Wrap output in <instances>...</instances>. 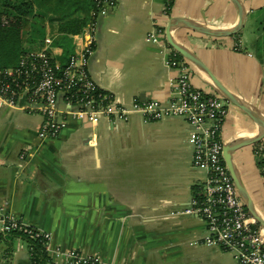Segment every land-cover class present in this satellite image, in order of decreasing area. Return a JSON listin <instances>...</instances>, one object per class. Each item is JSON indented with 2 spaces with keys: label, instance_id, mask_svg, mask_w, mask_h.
<instances>
[{
  "label": "crops",
  "instance_id": "1",
  "mask_svg": "<svg viewBox=\"0 0 264 264\" xmlns=\"http://www.w3.org/2000/svg\"><path fill=\"white\" fill-rule=\"evenodd\" d=\"M240 1L247 20L239 40L235 34L216 37L184 26L173 31L253 113L216 93L228 107L224 145L256 135L264 119V63L252 46L261 32L264 0ZM167 2L118 0L100 19L89 70L119 104L158 100L166 106L176 98L179 70L167 65L165 35L171 17L214 29L239 21L232 0H174L169 10ZM154 29L157 40H148ZM53 47L59 59L62 50ZM190 67L192 84L214 91L208 76ZM59 106L65 107L63 94ZM44 122L41 113L0 100V207L51 234V261L63 263L65 252L76 249L106 264H238L230 252L204 242L207 226L201 217L183 213L207 178L205 169L193 165V127L184 117L151 122L136 112L127 121L70 117L57 136L41 137ZM257 145L239 146L232 159L253 213L264 220V168L258 165ZM247 210L264 236V225ZM0 264H32L28 242L9 243L0 232Z\"/></svg>",
  "mask_w": 264,
  "mask_h": 264
},
{
  "label": "built area",
  "instance_id": "2",
  "mask_svg": "<svg viewBox=\"0 0 264 264\" xmlns=\"http://www.w3.org/2000/svg\"><path fill=\"white\" fill-rule=\"evenodd\" d=\"M94 3L88 24L72 36L77 48L66 62L56 57L54 38L47 36L43 48L23 54L15 67L0 68V100L27 112L41 113L45 118L39 133L41 137L57 136L70 117L95 121L103 115L127 121L135 112L146 122L166 116L184 117L193 127L189 135L193 165L205 169L207 178L183 213L205 221L206 244L230 252L238 264H264V236L252 221L223 158L221 130L228 114L226 102L214 91L195 87L189 63L168 47L167 65L179 70L176 98L166 106L158 100H134L131 106L119 104L112 94L98 87L89 70L100 19L110 14L118 0H94ZM3 22L8 23V19L3 17ZM158 35L159 31L154 29L147 39L156 41ZM61 94L64 109L59 106ZM61 112L63 116L59 118ZM263 150L264 142L258 145L256 154L261 155ZM15 229L41 237L48 251L49 232L24 224L0 207V232ZM49 264L106 263L98 256L70 249L65 252L63 263L50 261Z\"/></svg>",
  "mask_w": 264,
  "mask_h": 264
},
{
  "label": "trees",
  "instance_id": "3",
  "mask_svg": "<svg viewBox=\"0 0 264 264\" xmlns=\"http://www.w3.org/2000/svg\"><path fill=\"white\" fill-rule=\"evenodd\" d=\"M173 2L168 0V10ZM94 5V0H0V68L15 67L23 54L43 48L48 35V20L58 24L56 34H53V46L61 48L59 59L66 62L74 53L72 36L80 33L88 24ZM3 17L8 19V23L4 24ZM263 28L252 46L264 63ZM235 36L239 40L241 32ZM26 42L32 48H27ZM37 44L38 48L35 47ZM262 142L263 139L258 141V145ZM258 165L264 168V150L258 155ZM3 237L9 243L18 238L27 241L31 247L32 264L50 263L51 258L41 237L29 234L24 229L3 232Z\"/></svg>",
  "mask_w": 264,
  "mask_h": 264
},
{
  "label": "water",
  "instance_id": "4",
  "mask_svg": "<svg viewBox=\"0 0 264 264\" xmlns=\"http://www.w3.org/2000/svg\"><path fill=\"white\" fill-rule=\"evenodd\" d=\"M232 1L237 7L238 13H239V21L234 27L226 28V29H214V28H209L207 26H204L202 24H197L195 22H192L190 20H186L180 17H171L166 26L165 35H166V39L170 47L175 49L189 63V65L191 64V65L196 66L199 70L203 71L208 76V78L210 79L213 85L215 93H219L223 98H226L232 103L252 113V111L249 108H247V106L242 104L240 100L220 82V80L212 73V71L204 63V61L200 59V57H198L188 47L178 42L173 35L174 29L177 28L178 26L188 27L200 33L211 35V36H216V37L230 36V35L239 33L245 26V23L247 20V12L245 11L240 0H232ZM260 123H261V129L256 135L250 138L244 139V140L229 142L225 144L223 147V158L227 165L228 171L237 187L239 195L242 198L246 208L252 211V213H253V208H252V205L250 204L247 191L236 172L233 159H232V152L239 146H242L244 144L251 143V142H258L264 138V119H261ZM253 214H254V217L262 225H264V220H262L257 214L255 213Z\"/></svg>",
  "mask_w": 264,
  "mask_h": 264
},
{
  "label": "rangeland",
  "instance_id": "5",
  "mask_svg": "<svg viewBox=\"0 0 264 264\" xmlns=\"http://www.w3.org/2000/svg\"><path fill=\"white\" fill-rule=\"evenodd\" d=\"M46 25H47V31H48V35L47 36H50V37H54V35L53 34H56V32H57V26H58V24L56 23V22H50V20H48V22H46ZM258 26H261L260 28H261V30H262V28L264 27V13H262V15H261V17H260V19H258ZM257 27V26H256ZM247 30L248 29H245V32H246V35L249 37V38H252L251 36H252V32L249 34L248 32H247ZM263 30H264V28H263ZM25 37V36H24ZM44 44H45V42H44ZM25 46L27 47V48H32V46L31 45H29L27 42L25 43ZM35 47L36 48H38L39 47V44H37V45H35ZM34 47V48H35Z\"/></svg>",
  "mask_w": 264,
  "mask_h": 264
}]
</instances>
